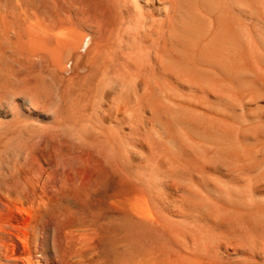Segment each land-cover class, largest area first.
Here are the masks:
<instances>
[{"label": "bare ground", "instance_id": "bare-ground-1", "mask_svg": "<svg viewBox=\"0 0 264 264\" xmlns=\"http://www.w3.org/2000/svg\"><path fill=\"white\" fill-rule=\"evenodd\" d=\"M0 264H264V0H0Z\"/></svg>", "mask_w": 264, "mask_h": 264}]
</instances>
